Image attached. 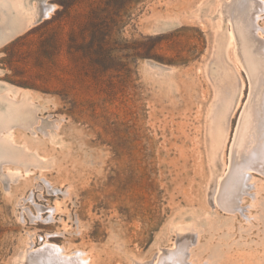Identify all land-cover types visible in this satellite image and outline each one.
Here are the masks:
<instances>
[{
	"label": "rangeland",
	"instance_id": "374dc122",
	"mask_svg": "<svg viewBox=\"0 0 264 264\" xmlns=\"http://www.w3.org/2000/svg\"><path fill=\"white\" fill-rule=\"evenodd\" d=\"M254 1L248 33L251 0H0V264L47 245L86 264H264V168L233 170L247 50L264 61ZM221 80L236 99L216 138Z\"/></svg>",
	"mask_w": 264,
	"mask_h": 264
},
{
	"label": "bare ground",
	"instance_id": "6f19581e",
	"mask_svg": "<svg viewBox=\"0 0 264 264\" xmlns=\"http://www.w3.org/2000/svg\"><path fill=\"white\" fill-rule=\"evenodd\" d=\"M240 3L237 4L239 6ZM247 11L246 16L244 13V18L246 19V30L248 33H253L255 31L254 25V13L259 5L251 0L248 4L246 3ZM236 7V6H235ZM51 8L48 5H43L39 10L37 16L34 21L30 23H38L43 18L47 17ZM231 11V10H230ZM235 15V19L239 22L238 16ZM240 24V23H239ZM249 45L250 44H246ZM261 51L264 53V45L261 48ZM247 57L249 61V67L251 70L252 77L255 78L256 84L254 85V89L252 92V96L247 105L246 113L243 115V121L240 123L239 129L243 131L241 135L239 134L236 138L234 144V152H233V170L240 168H254V169H262L264 165L261 164L262 160H264V61H259L255 63V53L252 48L247 50ZM253 62V63H252ZM227 81L221 80L217 83L216 91H215V102H214V118L216 121L213 126L210 127L211 134L213 137H218V121L217 119L220 117L224 118L233 107L235 102V95L230 90H228ZM248 119V123L246 120ZM217 124V125H215ZM256 124V125H255ZM220 133V132H219ZM254 141V146L251 143ZM257 144H256V142ZM250 145L247 147V145ZM234 196L230 195L225 197L224 206L229 207L233 202ZM47 252L54 253L57 264H76V261L82 259L78 264H86L85 259L83 258L82 253L76 254L73 259L71 257H64L56 253L55 249L51 246L47 245L42 247L40 250H35L29 252L25 255L22 264H41V258ZM75 261V262H74Z\"/></svg>",
	"mask_w": 264,
	"mask_h": 264
},
{
	"label": "trees",
	"instance_id": "16d2710c",
	"mask_svg": "<svg viewBox=\"0 0 264 264\" xmlns=\"http://www.w3.org/2000/svg\"><path fill=\"white\" fill-rule=\"evenodd\" d=\"M106 1V0H105ZM137 0H108L106 9H117L118 11H124L127 6Z\"/></svg>",
	"mask_w": 264,
	"mask_h": 264
}]
</instances>
